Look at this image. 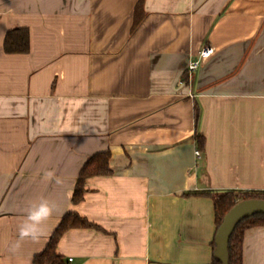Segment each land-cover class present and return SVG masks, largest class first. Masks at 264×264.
<instances>
[{
  "label": "crops",
  "instance_id": "1",
  "mask_svg": "<svg viewBox=\"0 0 264 264\" xmlns=\"http://www.w3.org/2000/svg\"><path fill=\"white\" fill-rule=\"evenodd\" d=\"M15 28L29 54L4 51ZM106 151L112 173L73 204ZM233 191L264 192V0H0V264H33L69 212L95 225L60 239L70 264H212ZM43 200V235L21 239ZM243 264H264V226Z\"/></svg>",
  "mask_w": 264,
  "mask_h": 264
},
{
  "label": "trees",
  "instance_id": "2",
  "mask_svg": "<svg viewBox=\"0 0 264 264\" xmlns=\"http://www.w3.org/2000/svg\"><path fill=\"white\" fill-rule=\"evenodd\" d=\"M30 32L27 28H15L7 32L4 40V51L12 55H25L30 53ZM197 148L205 150V139L202 135L196 136ZM111 152H101L93 155L83 166L72 196L73 204H79L84 200L86 193V180L108 176L112 173L110 168ZM191 195H210V193H190ZM263 200L264 192H228L215 201V217L217 231L222 225L226 215L241 201ZM256 226H264V215H255L243 219L234 229L229 241V264H243L244 260V239L248 229ZM86 218L76 212H69L62 218L60 224L52 234L45 250L36 255L33 264H70L63 256L58 254L57 247L63 235L72 229L94 228ZM214 249L216 244L214 242ZM212 264H223L214 254Z\"/></svg>",
  "mask_w": 264,
  "mask_h": 264
},
{
  "label": "water",
  "instance_id": "3",
  "mask_svg": "<svg viewBox=\"0 0 264 264\" xmlns=\"http://www.w3.org/2000/svg\"><path fill=\"white\" fill-rule=\"evenodd\" d=\"M264 215L263 200H247L239 202L224 218L215 237V256L223 264H229V241L236 226L245 218Z\"/></svg>",
  "mask_w": 264,
  "mask_h": 264
},
{
  "label": "clouds",
  "instance_id": "4",
  "mask_svg": "<svg viewBox=\"0 0 264 264\" xmlns=\"http://www.w3.org/2000/svg\"><path fill=\"white\" fill-rule=\"evenodd\" d=\"M49 179L55 178L56 183H61L59 177H54V173L49 172L46 174ZM55 204L47 200H43L37 206L31 207L28 210L25 224L20 229V237L31 238L38 240L41 235V224L45 222L55 211Z\"/></svg>",
  "mask_w": 264,
  "mask_h": 264
},
{
  "label": "built area",
  "instance_id": "5",
  "mask_svg": "<svg viewBox=\"0 0 264 264\" xmlns=\"http://www.w3.org/2000/svg\"><path fill=\"white\" fill-rule=\"evenodd\" d=\"M213 53H214L213 48L205 47L204 49H202L199 53L198 59L195 61H192L189 64V68H188L189 73H192L193 71L197 70L200 64L206 61L207 59H209L213 55ZM196 156L197 158H201V152L196 151ZM72 261L73 259H69V263H71Z\"/></svg>",
  "mask_w": 264,
  "mask_h": 264
}]
</instances>
